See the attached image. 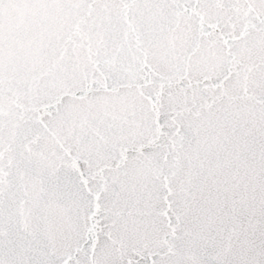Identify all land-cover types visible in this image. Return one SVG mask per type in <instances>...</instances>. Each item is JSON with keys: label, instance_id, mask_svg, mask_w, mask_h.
Listing matches in <instances>:
<instances>
[{"label": "snow or ice", "instance_id": "obj_1", "mask_svg": "<svg viewBox=\"0 0 264 264\" xmlns=\"http://www.w3.org/2000/svg\"><path fill=\"white\" fill-rule=\"evenodd\" d=\"M0 264H264V0H0Z\"/></svg>", "mask_w": 264, "mask_h": 264}]
</instances>
